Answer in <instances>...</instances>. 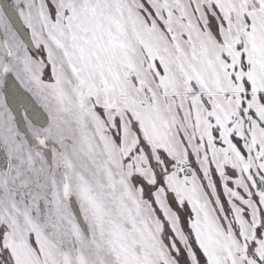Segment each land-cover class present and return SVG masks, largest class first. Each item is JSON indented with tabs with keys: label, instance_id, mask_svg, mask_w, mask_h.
Wrapping results in <instances>:
<instances>
[{
	"label": "snow or ice",
	"instance_id": "6c2138e0",
	"mask_svg": "<svg viewBox=\"0 0 264 264\" xmlns=\"http://www.w3.org/2000/svg\"><path fill=\"white\" fill-rule=\"evenodd\" d=\"M0 264H264V0H0Z\"/></svg>",
	"mask_w": 264,
	"mask_h": 264
}]
</instances>
